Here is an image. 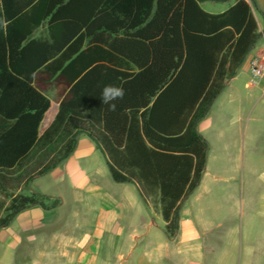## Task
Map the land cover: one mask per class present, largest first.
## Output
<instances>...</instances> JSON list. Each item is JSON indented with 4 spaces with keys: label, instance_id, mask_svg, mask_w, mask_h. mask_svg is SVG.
<instances>
[{
    "label": "trees",
    "instance_id": "16d2710c",
    "mask_svg": "<svg viewBox=\"0 0 264 264\" xmlns=\"http://www.w3.org/2000/svg\"><path fill=\"white\" fill-rule=\"evenodd\" d=\"M202 1L228 0H0V230L29 207L59 204L29 184L83 133L111 179L136 185L175 236L205 167L197 125L261 37L254 0L220 13ZM38 73L69 84L43 132L50 100L33 86ZM108 84L126 91L116 111L100 99Z\"/></svg>",
    "mask_w": 264,
    "mask_h": 264
},
{
    "label": "crops",
    "instance_id": "0c3cea01",
    "mask_svg": "<svg viewBox=\"0 0 264 264\" xmlns=\"http://www.w3.org/2000/svg\"><path fill=\"white\" fill-rule=\"evenodd\" d=\"M245 1L249 2V0ZM233 2L234 0H228L224 9L214 13L224 11ZM200 6L203 9L201 2ZM253 13L261 31V37L235 74L226 81L224 89L215 98L210 109L230 89L227 98L234 100L231 106L234 109L236 103V108L239 110L242 106L243 94L237 81L245 75L248 80L243 86L247 89L250 78L249 59L259 54L264 60V25L261 24L256 11ZM37 34L38 32L34 36ZM57 78L60 81L54 83L53 80ZM38 79L46 80V85H38ZM33 86L50 100V107L39 128V131L43 132L52 122L58 103L65 95L69 84L61 74L50 78L43 73H38L34 77ZM255 88L264 93V76ZM246 95L250 98L249 94ZM210 109L205 119H201L197 125L198 132L209 143L204 171L198 185L180 203L178 230L175 236L169 238L164 233V222L159 211L148 210L151 215L149 218L132 184L123 186L121 192L124 198L121 197L122 199H117L112 193L119 186L92 187L91 191L99 202L92 207L95 214L93 228L87 234H83L76 243L72 241L65 244L66 247L73 248L72 251L63 253V256L70 258L69 264H99L96 251L103 239L108 240L111 254H113V257L105 261L106 264H264V186H207L206 183L204 184V175L209 173V169H214L216 173L230 174L232 172L231 174L236 175L238 163L235 159L237 158V161L240 156L239 147L235 148L240 128L237 129L236 135L231 136H229L231 131L228 128L217 129L218 131L216 130L212 136L204 135L212 126L208 116ZM213 140L216 148L210 155ZM80 145H84L89 152L98 151L104 158L95 143L81 133L78 135L73 152L69 155L70 159L72 155L73 157L74 155L83 156L84 153L77 154ZM261 159L264 160V157ZM253 167L252 163L248 164V176L252 175ZM67 168L65 172L72 175L71 166ZM63 172L61 176H64ZM36 178L38 177L30 182V188ZM248 180L250 182V179ZM37 190L50 198L57 197L44 190L38 188ZM234 196L235 227H229L226 223L233 216L231 204ZM60 206L61 204L57 207ZM50 210L32 206L21 211L7 227L0 230V243H3L5 247L18 248L25 243L24 241L32 242L43 231L46 213Z\"/></svg>",
    "mask_w": 264,
    "mask_h": 264
},
{
    "label": "rangeland",
    "instance_id": "374dc122",
    "mask_svg": "<svg viewBox=\"0 0 264 264\" xmlns=\"http://www.w3.org/2000/svg\"><path fill=\"white\" fill-rule=\"evenodd\" d=\"M254 1L257 7L256 13L261 24L264 25V0ZM201 4L204 10L211 13L221 11L226 5L212 1H203ZM247 80V77L242 75L237 81L243 94L242 106L239 110L236 108V103L233 109L231 104L234 100L227 98L230 89L210 109L208 116L212 126L204 135L212 136L217 129L228 128L231 136L236 135L237 129L240 128L238 142L235 144V148L240 149V156L237 161V158L235 159L238 163L236 175L231 174L232 172L216 173L214 169H209V173L204 175V184L206 183L207 186H264V160L261 159L264 157V93L255 87L244 88L243 84ZM59 81V78L53 80L54 83ZM37 84L44 86L46 80L38 79ZM246 94H249L250 98ZM215 148L216 144L213 140L210 155ZM79 153L84 154L74 157L72 155L71 159L70 156L52 171L35 179L32 189L38 192V188L56 195L55 198L59 200L57 206L60 204L61 206L59 208L56 206L46 213L43 231L32 242L24 241L25 243L18 248L5 247L0 243V264H69L70 258L63 256V253L70 252L73 248L66 247L65 244L72 241L76 243L83 234H87L93 228L95 214L92 207L99 202L91 191L92 187L119 186L112 193L117 199L124 198L121 189L131 184L114 182L103 156L98 151L92 153L86 150L84 145H80L77 154ZM249 163L254 165V171L248 176ZM69 166L73 171L71 177L65 172L66 167L69 169ZM61 172L64 176H61ZM231 207L233 216L229 218L226 226L235 227V196ZM96 252L99 264H106L105 261L113 257L107 239L101 241Z\"/></svg>",
    "mask_w": 264,
    "mask_h": 264
},
{
    "label": "clouds",
    "instance_id": "9594fccd",
    "mask_svg": "<svg viewBox=\"0 0 264 264\" xmlns=\"http://www.w3.org/2000/svg\"><path fill=\"white\" fill-rule=\"evenodd\" d=\"M6 21H0V24H5ZM126 95V91L122 86L114 84L105 85L101 90L100 99L103 105H107L110 111H116L117 102L122 101Z\"/></svg>",
    "mask_w": 264,
    "mask_h": 264
},
{
    "label": "built area",
    "instance_id": "2783aa9c",
    "mask_svg": "<svg viewBox=\"0 0 264 264\" xmlns=\"http://www.w3.org/2000/svg\"><path fill=\"white\" fill-rule=\"evenodd\" d=\"M248 68L250 78L247 87H256L262 76H264V60H262L261 55L257 54L251 57L248 61Z\"/></svg>",
    "mask_w": 264,
    "mask_h": 264
},
{
    "label": "water",
    "instance_id": "95a60500",
    "mask_svg": "<svg viewBox=\"0 0 264 264\" xmlns=\"http://www.w3.org/2000/svg\"><path fill=\"white\" fill-rule=\"evenodd\" d=\"M237 69H238V68H237ZM237 69H236V71H237ZM236 71H235V72H236ZM77 138H78V135H76L75 139L77 140ZM202 174H203V172H202ZM202 174H201V175H202ZM133 186L136 188V190H137V192H138V195H139V198H140L141 202L143 203L142 197H141V195H140V193H139V191H138V189H137V186H136V185H133ZM31 191H32V192H36V191L33 190L32 188H31ZM143 205H144V203H143ZM144 206H145V205H144ZM145 208H146V207H145ZM146 212H147L149 218H151V215H150L149 211L147 210V208H146Z\"/></svg>",
    "mask_w": 264,
    "mask_h": 264
}]
</instances>
